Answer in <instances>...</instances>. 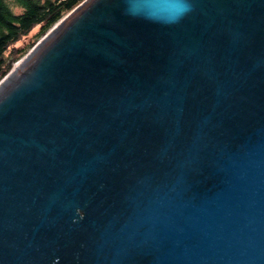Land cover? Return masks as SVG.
<instances>
[{"label":"water","instance_id":"water-1","mask_svg":"<svg viewBox=\"0 0 264 264\" xmlns=\"http://www.w3.org/2000/svg\"><path fill=\"white\" fill-rule=\"evenodd\" d=\"M0 264H264V0H84L18 60Z\"/></svg>","mask_w":264,"mask_h":264},{"label":"trees","instance_id":"trees-1","mask_svg":"<svg viewBox=\"0 0 264 264\" xmlns=\"http://www.w3.org/2000/svg\"><path fill=\"white\" fill-rule=\"evenodd\" d=\"M84 0H0V81ZM38 27L31 42L18 43Z\"/></svg>","mask_w":264,"mask_h":264},{"label":"rangeland","instance_id":"rangeland-1","mask_svg":"<svg viewBox=\"0 0 264 264\" xmlns=\"http://www.w3.org/2000/svg\"><path fill=\"white\" fill-rule=\"evenodd\" d=\"M37 30H38V27L37 28H35L34 29V31L33 32H31L30 34H28L26 37H24L22 40H20V42L17 44L18 45V47H21V46H23V45H26L28 42H31V40L33 39V37H34V35H35V33L37 32ZM44 37V36H43ZM38 44V43H37ZM36 44V45H37ZM35 45V46H36ZM21 59V58H20ZM16 64H17V62L15 63V66H16ZM14 66V67H15ZM14 69V68H13ZM12 69V70H13ZM11 70V71H12ZM10 71V72H11Z\"/></svg>","mask_w":264,"mask_h":264}]
</instances>
